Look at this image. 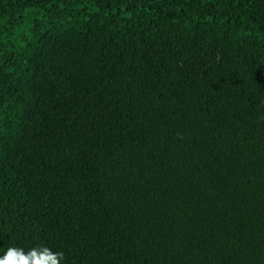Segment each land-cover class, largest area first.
<instances>
[{
	"label": "trees",
	"instance_id": "1",
	"mask_svg": "<svg viewBox=\"0 0 264 264\" xmlns=\"http://www.w3.org/2000/svg\"><path fill=\"white\" fill-rule=\"evenodd\" d=\"M264 264V0H0V262Z\"/></svg>",
	"mask_w": 264,
	"mask_h": 264
},
{
	"label": "clouds",
	"instance_id": "2",
	"mask_svg": "<svg viewBox=\"0 0 264 264\" xmlns=\"http://www.w3.org/2000/svg\"><path fill=\"white\" fill-rule=\"evenodd\" d=\"M19 257L20 264H60L63 259L62 253H53L47 247L33 248L28 253L22 250L9 249L7 260H12L14 257ZM3 264V262H0Z\"/></svg>",
	"mask_w": 264,
	"mask_h": 264
}]
</instances>
